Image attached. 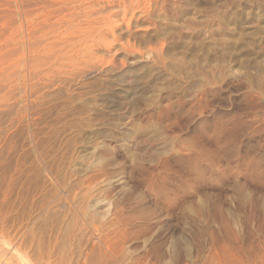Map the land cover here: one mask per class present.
I'll return each instance as SVG.
<instances>
[{"label": "rangeland", "instance_id": "rangeland-1", "mask_svg": "<svg viewBox=\"0 0 264 264\" xmlns=\"http://www.w3.org/2000/svg\"><path fill=\"white\" fill-rule=\"evenodd\" d=\"M2 263L264 264V0H0Z\"/></svg>", "mask_w": 264, "mask_h": 264}, {"label": "bare ground", "instance_id": "bare-ground-1", "mask_svg": "<svg viewBox=\"0 0 264 264\" xmlns=\"http://www.w3.org/2000/svg\"><path fill=\"white\" fill-rule=\"evenodd\" d=\"M8 262V261H7ZM3 264V263H2ZM6 264V263H5Z\"/></svg>", "mask_w": 264, "mask_h": 264}]
</instances>
